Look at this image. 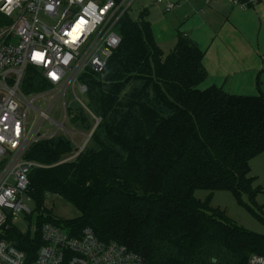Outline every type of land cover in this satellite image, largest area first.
I'll list each match as a JSON object with an SVG mask.
<instances>
[{"label":"trees","instance_id":"trees-1","mask_svg":"<svg viewBox=\"0 0 264 264\" xmlns=\"http://www.w3.org/2000/svg\"><path fill=\"white\" fill-rule=\"evenodd\" d=\"M148 14L122 16L121 43L103 72L87 70L80 78L86 106L101 118L82 153L63 161L75 146L61 133L26 153L44 165L29 173L37 210L45 211L52 193L80 213L70 220L39 215L34 234L11 226L6 238L31 258L43 243L45 222L76 236L90 227L99 240H115L151 264H247L251 254H264L263 234L229 221L195 194L226 189L254 200L262 190L255 188L250 161L264 152V95L202 88L205 51L179 31L165 54ZM49 87L29 66L25 90ZM75 112L72 122L89 134L93 117L83 106Z\"/></svg>","mask_w":264,"mask_h":264},{"label":"built area","instance_id":"built-area-1","mask_svg":"<svg viewBox=\"0 0 264 264\" xmlns=\"http://www.w3.org/2000/svg\"><path fill=\"white\" fill-rule=\"evenodd\" d=\"M135 1L0 0V264H151L115 240H99L90 227L76 236L45 222L40 231L43 243L33 258L6 238L19 215L32 213L28 203L35 204L29 173L44 165L27 159L28 149L66 130L75 148L63 161L74 159L99 124L101 118L82 103L94 126L77 143L65 126L70 110L66 96L70 90L75 95L76 86L87 92L80 79L87 70L103 72L122 40L118 22ZM231 1L244 9L264 4V0ZM154 3L164 5L167 12L176 6L171 0ZM29 66L41 71L49 88L25 90ZM61 101L64 118L58 123L51 114ZM75 113L71 110L70 117ZM47 122L56 125L55 131L44 126ZM247 264H264V254H251Z\"/></svg>","mask_w":264,"mask_h":264},{"label":"crops","instance_id":"crops-1","mask_svg":"<svg viewBox=\"0 0 264 264\" xmlns=\"http://www.w3.org/2000/svg\"><path fill=\"white\" fill-rule=\"evenodd\" d=\"M171 1L176 6L168 12L182 6L177 11V23L166 21L156 26L151 22L154 39L160 46H175L178 32H186L205 51L203 62L208 77L203 88L217 85L232 94L264 95V4L244 9L231 0ZM145 9L149 14L151 9L167 13L164 5L154 0H146ZM181 24L186 26L184 30Z\"/></svg>","mask_w":264,"mask_h":264},{"label":"rangeland","instance_id":"rangeland-1","mask_svg":"<svg viewBox=\"0 0 264 264\" xmlns=\"http://www.w3.org/2000/svg\"><path fill=\"white\" fill-rule=\"evenodd\" d=\"M145 4L146 0H136L132 5V10L130 12L131 16L133 18H138L142 11H144ZM181 7L182 6L180 4V6H177L174 11L167 13H160L158 10L151 9L149 19L156 26L164 25L166 24V21H168L170 24H173L176 22V19H178L177 11L181 9ZM185 21L186 19L182 20V22ZM181 25V29L184 30V27L186 26L184 24ZM162 45L163 46L161 47H163L165 53L167 54L174 47L169 46L168 43H164ZM263 84L264 82L262 80V86ZM75 95L78 97V100L74 97ZM75 95L73 93V90H70L66 96L65 103L73 106V110L76 111V109L82 108V103H84L85 105L88 104L89 96H87V94L85 93H82L79 86L75 87ZM63 108V101L58 102L56 108L54 109L55 111H53L51 114V117L54 120L58 121V123L63 121ZM71 110L72 109L68 110L69 119L65 121V126L71 131V135L74 140L77 143H80L84 140V132L80 128H78L75 123L72 122V119L70 117ZM44 126L46 128L48 127V129H52V131H55V129L57 128L56 125H51L48 122ZM60 133L65 134L68 137L70 135L66 130ZM250 163L251 174L255 179V188L262 189L257 193L254 200H251L245 193H242L240 198H237L234 192L226 189H217L213 191L207 189H197L195 194L196 197L201 200L210 199L212 207L222 210L224 213V217L229 221L239 225L247 231L264 235V152L254 156L251 159ZM28 205L31 208L32 213H23L19 215L17 220L15 221V225L19 230H22L23 233L31 231V233L34 234L37 227L36 225L38 216H47V212L51 213L55 218L62 220L74 219L80 214L74 205H72L66 199L52 193L46 195L44 205L45 211L37 210L36 205L32 202H29Z\"/></svg>","mask_w":264,"mask_h":264}]
</instances>
